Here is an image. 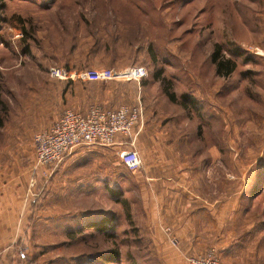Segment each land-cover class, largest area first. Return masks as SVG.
Returning a JSON list of instances; mask_svg holds the SVG:
<instances>
[{"label":"rangeland","instance_id":"1","mask_svg":"<svg viewBox=\"0 0 264 264\" xmlns=\"http://www.w3.org/2000/svg\"><path fill=\"white\" fill-rule=\"evenodd\" d=\"M216 50L234 62L229 75L216 72ZM0 98V142L8 131L20 141L65 108L140 110L116 145L38 168L36 222L27 246L15 247L31 264H114L99 257L112 248L120 264H180L177 232L154 228L145 208L142 158L158 150L164 175L183 176L206 200L193 221L195 206L187 211L203 252L221 264H264V232L244 238L264 220V0H0ZM145 128L158 148L136 149ZM110 215L112 238L78 231Z\"/></svg>","mask_w":264,"mask_h":264},{"label":"crops","instance_id":"2","mask_svg":"<svg viewBox=\"0 0 264 264\" xmlns=\"http://www.w3.org/2000/svg\"><path fill=\"white\" fill-rule=\"evenodd\" d=\"M75 108L77 110L80 109L79 111H85L87 107L77 106ZM148 130L145 128L140 132L135 144L136 149L138 144H142L141 149L147 150V144H150L151 148L153 137L150 132L148 133ZM32 135L33 133L29 131L20 132V141L15 142L10 141V133L8 131L4 142H0V264H25V262H20V255L19 252L15 251V247L18 246L19 250L23 233L30 229V223L35 224V215H38V208L31 207V203L34 201V186L32 190L28 187L31 177L40 173L38 170L33 171ZM142 138H144V142L141 141ZM117 143H119V140L110 146L112 147ZM100 147L98 145L86 148L77 147L72 151L76 153L75 155L85 151L81 149H86L93 153L98 151ZM153 148H158V145H152ZM161 151L158 150L156 154L148 153L142 158V168L143 170L145 169L147 181H150V185L145 188V194L151 196L150 201L146 200L145 208L149 206V215L152 216L149 223L154 228H161L160 225L166 227L171 224L173 226L178 234L180 245L175 255L180 260V264H189L187 260L189 256L201 253L205 249H201L199 245L201 234H196L197 228L191 224L187 211H189L191 206H195V210L191 209L190 211L193 213V215L191 214L193 221V218L199 216L200 213H206L207 209L205 210V208L208 205H206V200L200 194L186 189L183 176L180 177L176 174L164 175L162 167L164 162ZM225 199L228 202L229 199H232V194L229 195L227 193ZM213 202L212 207L214 206L215 209H218L219 199H214ZM227 209L232 215L237 211L235 208ZM157 214H159L160 218L157 217ZM216 219L218 221L217 217ZM232 220V218H229L225 226L228 233L232 232L234 227H236ZM217 225L219 226V224ZM245 226L246 224H244ZM247 227L244 238L245 240H250L252 237H256V235L254 236L256 233L259 236L260 234L262 235L264 232V220L249 223ZM153 230L156 231V229Z\"/></svg>","mask_w":264,"mask_h":264},{"label":"built area","instance_id":"3","mask_svg":"<svg viewBox=\"0 0 264 264\" xmlns=\"http://www.w3.org/2000/svg\"><path fill=\"white\" fill-rule=\"evenodd\" d=\"M139 115L138 106L127 104L114 108L91 104L85 111L65 108L47 127L33 133V171L59 163L74 148L109 146L130 137ZM35 184L36 178L32 176L29 187ZM187 260L189 264H221L213 249L189 256Z\"/></svg>","mask_w":264,"mask_h":264},{"label":"trees","instance_id":"4","mask_svg":"<svg viewBox=\"0 0 264 264\" xmlns=\"http://www.w3.org/2000/svg\"><path fill=\"white\" fill-rule=\"evenodd\" d=\"M218 49V48H217ZM212 61L216 66V72L220 75H229L235 68V64L230 59H224L222 56L218 55L217 50L212 56ZM170 99L175 100V96L172 93L168 94ZM186 98V96H184ZM2 100L0 98V108L2 107ZM102 105V104H100ZM103 106V105H102ZM122 202L125 204L126 202L122 200ZM91 227L96 232H99L103 234L108 239L112 238L114 236V231L116 224L114 222V217L112 215L110 216H101L100 218H95L91 220V222L84 223L83 227H79L78 231H83L84 228ZM28 230H26L21 239H20V248H24L27 246L29 241V236L27 235ZM69 237L72 236L71 233H68ZM20 262H25V264H31L33 261L31 257H28L27 254L23 252V250H20ZM100 259H102L105 263H114V264H120L119 260V251L116 248L110 249L108 252L99 254Z\"/></svg>","mask_w":264,"mask_h":264}]
</instances>
